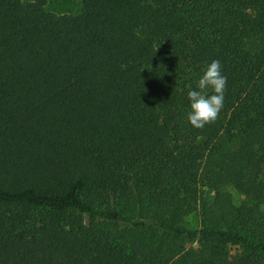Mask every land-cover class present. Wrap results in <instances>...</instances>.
<instances>
[{"label":"trees","instance_id":"trees-1","mask_svg":"<svg viewBox=\"0 0 264 264\" xmlns=\"http://www.w3.org/2000/svg\"><path fill=\"white\" fill-rule=\"evenodd\" d=\"M46 2L0 0V264H264V0Z\"/></svg>","mask_w":264,"mask_h":264},{"label":"clouds","instance_id":"clouds-1","mask_svg":"<svg viewBox=\"0 0 264 264\" xmlns=\"http://www.w3.org/2000/svg\"><path fill=\"white\" fill-rule=\"evenodd\" d=\"M226 82L219 60H212L202 70L195 88L186 92L187 121L192 127L202 128L217 118L224 105Z\"/></svg>","mask_w":264,"mask_h":264},{"label":"rangeland","instance_id":"rangeland-1","mask_svg":"<svg viewBox=\"0 0 264 264\" xmlns=\"http://www.w3.org/2000/svg\"><path fill=\"white\" fill-rule=\"evenodd\" d=\"M30 0H22L23 3L29 2ZM45 9L47 12L54 13L57 15L61 14H78L81 9L80 0H47ZM224 191L229 193L237 205L242 201V197L239 196L236 191H234L231 187L224 188ZM196 217L189 218L185 223L188 227H197ZM195 246V245H194Z\"/></svg>","mask_w":264,"mask_h":264}]
</instances>
